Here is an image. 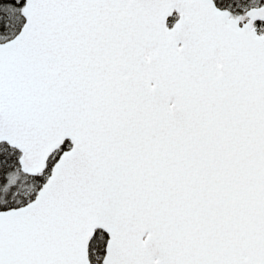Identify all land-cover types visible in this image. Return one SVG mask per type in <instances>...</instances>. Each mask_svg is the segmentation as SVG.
<instances>
[{
	"label": "snow or ice",
	"instance_id": "snow-or-ice-1",
	"mask_svg": "<svg viewBox=\"0 0 264 264\" xmlns=\"http://www.w3.org/2000/svg\"><path fill=\"white\" fill-rule=\"evenodd\" d=\"M0 264H264V0H0Z\"/></svg>",
	"mask_w": 264,
	"mask_h": 264
}]
</instances>
